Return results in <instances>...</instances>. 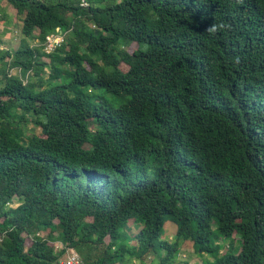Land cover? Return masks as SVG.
Masks as SVG:
<instances>
[{
	"label": "trees",
	"instance_id": "obj_1",
	"mask_svg": "<svg viewBox=\"0 0 264 264\" xmlns=\"http://www.w3.org/2000/svg\"><path fill=\"white\" fill-rule=\"evenodd\" d=\"M4 2L0 264H264V0Z\"/></svg>",
	"mask_w": 264,
	"mask_h": 264
},
{
	"label": "rangeland",
	"instance_id": "obj_2",
	"mask_svg": "<svg viewBox=\"0 0 264 264\" xmlns=\"http://www.w3.org/2000/svg\"><path fill=\"white\" fill-rule=\"evenodd\" d=\"M20 24H21L20 18H17V14L15 10L11 6H9L8 3L4 2L0 7V55L1 52L6 49L16 50L18 48V45L22 39L21 29L19 27ZM3 63L4 62L0 60V76H2ZM121 67L122 70L127 69L126 64L125 65L122 64ZM118 75L120 74H116L115 76ZM43 76L46 78L48 76V73L45 72ZM18 204H19L18 198H14L13 201L11 202L12 206H16ZM169 225L170 224L166 225V233L163 235V238L169 241H174L175 239L174 232L171 230V228L168 227ZM40 235L45 236L46 233L40 232ZM119 243L121 242L119 241ZM54 245L56 252H60L61 249L64 248L63 243L59 240L55 241ZM221 245L223 246L221 247V253H222L228 248L229 241L223 239L221 241ZM71 250H74L76 253L79 254V252L76 251L74 248L69 249L70 252ZM163 254H165V251L159 252V254H153V253L150 254L148 257L145 258L144 264H156L160 260V256ZM79 256H80V264H82V255L79 254ZM67 257H68V251H66V253H64L62 257H60V259L65 261L67 260ZM213 258L214 257L212 254L206 252L201 253L197 251L195 247L191 245V243L186 244L185 242V244L183 243V247L181 248V250L177 252L175 261L176 262L188 261L189 264H204L206 260H213ZM140 263H142V260H140L139 258H132L126 264H140ZM117 264H121V263H117Z\"/></svg>",
	"mask_w": 264,
	"mask_h": 264
},
{
	"label": "built area",
	"instance_id": "obj_3",
	"mask_svg": "<svg viewBox=\"0 0 264 264\" xmlns=\"http://www.w3.org/2000/svg\"><path fill=\"white\" fill-rule=\"evenodd\" d=\"M81 4L88 5V2L87 0H81ZM63 40H64V37L61 31H59V33L48 35L46 46H45L46 50L51 51L55 46L61 44ZM54 264H80V256L74 250H71V252L68 250L67 260L64 261L62 259H59V261Z\"/></svg>",
	"mask_w": 264,
	"mask_h": 264
},
{
	"label": "clouds",
	"instance_id": "obj_4",
	"mask_svg": "<svg viewBox=\"0 0 264 264\" xmlns=\"http://www.w3.org/2000/svg\"><path fill=\"white\" fill-rule=\"evenodd\" d=\"M225 27V25L223 24H212L209 25V27L206 29V32H208L209 34H215L219 29Z\"/></svg>",
	"mask_w": 264,
	"mask_h": 264
}]
</instances>
